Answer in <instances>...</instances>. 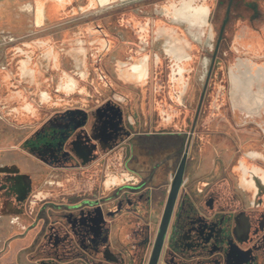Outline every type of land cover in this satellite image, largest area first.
<instances>
[{
    "label": "rangeland",
    "instance_id": "rangeland-1",
    "mask_svg": "<svg viewBox=\"0 0 264 264\" xmlns=\"http://www.w3.org/2000/svg\"><path fill=\"white\" fill-rule=\"evenodd\" d=\"M180 1L40 0L38 15L43 5L47 13L58 15L54 19L45 18L41 26L36 25L30 3L23 2L21 9L30 12L27 17L15 19L10 32L0 28V168L16 167L29 178L26 195L18 197L12 205H5L10 185L6 183V173L0 169V264H117L110 260L118 255L123 264H136L141 258L140 264H148L165 206L164 187L153 192L151 212L140 219L131 209L134 190L120 187H132L130 183H122L119 178L116 181L122 184L119 187L105 185L111 180L112 171L107 165L116 162L117 143L125 139L119 135L116 144L107 150L95 139L101 118L97 112L110 105L125 111V118L132 109L143 112L139 132L146 129L145 124L153 130L151 124L158 121L159 110L166 106L173 116V129L186 130L187 138L193 140L189 187L209 181L213 190L191 196L201 219L209 222L229 214L243 218L246 212L253 218L249 244L254 245L264 233L261 226L264 201H256L251 190L252 171L264 173V114H261L264 99L258 106L252 99L248 103L256 106L252 111L250 106L230 109L227 71L236 56L225 49L210 76L199 109L215 44L211 36L212 20L203 28L202 35L199 29L182 21L176 23L172 12ZM202 1L215 2L194 0ZM247 17L239 22H249ZM261 22L262 19L255 20L256 24ZM143 26L150 27L144 38L149 43L145 51L140 49L143 36L139 31ZM100 29L118 42L109 51L100 49L99 36L94 33ZM166 29L174 35L178 46L188 48L192 57L185 70L187 91L181 98L169 94L177 68L174 58L162 56L160 63L153 61L154 51L167 41L163 35L168 34ZM121 44H127L124 51L128 54L137 51L150 54L149 77L144 84L117 81L115 66L122 57ZM24 60L29 66H24ZM34 70L40 72L37 80L45 82L42 90L40 85L31 83ZM62 79L71 83V87L60 89ZM157 83L162 90L161 97L156 99ZM43 90L48 92V99L42 97ZM240 101L243 104L244 100ZM69 127L73 129L68 140L58 148L50 134H60ZM35 135L39 143L34 137L33 147L24 144L27 137ZM80 143L94 144L88 163L79 159ZM183 150L182 145L176 152L153 158L143 154L138 162H128L126 169L131 175L137 173L141 180H148L154 172L155 184H164L175 172ZM65 155L74 159L67 161ZM245 158L249 161L248 182L241 163ZM124 191L129 200L123 206L125 211L114 213ZM212 197L209 205L207 201ZM109 212L114 216H109ZM15 216L20 218L13 223ZM136 222L144 227L140 239L133 238ZM145 236L148 241L144 244ZM175 241L169 233L160 264H171ZM228 244L222 242L225 251ZM129 247L136 253L134 263L126 253ZM210 256L206 250L198 251L191 262L208 263ZM175 262L180 264L178 259Z\"/></svg>",
    "mask_w": 264,
    "mask_h": 264
},
{
    "label": "flooded vegetation",
    "instance_id": "flooded-vegetation-1",
    "mask_svg": "<svg viewBox=\"0 0 264 264\" xmlns=\"http://www.w3.org/2000/svg\"><path fill=\"white\" fill-rule=\"evenodd\" d=\"M186 3L188 4V6L184 7ZM197 8H201L203 12H198L196 10ZM172 14L173 19L176 21V23L178 21H182L183 23L189 25L191 28L199 29L201 35L203 32V28L210 22V19L212 20L211 36L214 37L215 44L213 48H211L212 54L209 64L210 68L208 71L207 80L203 87L202 94L205 95L210 76L214 73V69L221 61L220 54L223 53L225 49H230V51L236 56V61L230 65L227 71L226 83L228 86L227 95L230 109L235 110L246 106L244 102L242 104L240 99L237 98V95H239L238 91H240L241 89V79L245 80L246 84L244 86L247 92L250 91V87L253 84L254 90L257 95H263L264 0H215V2L212 4L204 3L203 1L202 3H195L194 0H181L179 4L173 7ZM247 15V19L249 20V22L240 23L239 20L245 19V16ZM259 19H262V22L256 24L255 20ZM149 28V26H143L139 31V34L143 36L141 42V45L143 47H140V49L143 51L146 50L147 46L149 47V43L146 42V39H144L145 35L147 33H150ZM232 29L234 30V33L231 34L230 31ZM153 30L155 31V29ZM94 31L95 35L99 36L98 39L100 40V49L102 51H109V47L118 43L113 37L105 34L102 29ZM168 31L169 29H166L165 33H168ZM158 33L159 32H156L157 35H159ZM163 35H165V38L167 37V41L165 44L162 43L161 46H159L158 49L154 51L153 61L155 63H160V61L162 60V56H165L167 58H174L175 66H177V68L174 69L173 76L170 81L173 85L169 94L171 95L170 97L174 96L176 98H181V96L187 91L185 70L186 67L191 64L192 57L187 52L188 48L182 45L178 46L173 34L168 33ZM121 47L123 49L121 54L122 57H119V59L117 60V65L115 66L117 81L121 83L123 82V79L121 77L122 74L120 73V69L118 68V64H121L123 67L121 68V70H127V72L130 73L131 77H133L134 81L131 84H144L149 77L148 67L150 62V54L147 52L139 53L138 51L128 54L124 51L125 47H127V44H121ZM134 60H138L141 62L134 63ZM237 80L239 83H236ZM161 90L162 87H159L157 83L155 86L156 99L161 97V94H159ZM42 97L47 98L43 94ZM106 107L110 108L114 106L110 105ZM200 107L201 104H199V109ZM155 111H157V109H155ZM142 114L144 115L143 112L138 113L137 111L132 109L129 116L125 118V111H122L121 118L116 124L117 133L114 139L109 145L102 147L103 149L107 150L111 146L115 145L117 142V140L115 141V138L119 135L122 136V138H125L124 141L117 143L116 148L118 155L116 157V162H109V164L107 165L108 168H112V171L109 173V175L111 176V180H107L105 182V185L109 188L112 186L119 187L118 185H122L119 184L120 182H116L119 181V178H121L122 183H130L132 187H120L134 190V194L136 195L131 201V209L133 210L134 215H136L140 219L145 218L151 212V206L153 204V192L157 189H160L161 187H164L163 194L166 197L165 206L159 223V227L152 244L148 264L150 262L156 244L174 180L184 159L185 165L182 182L174 204L172 217L168 226L158 264H160L161 256L164 251V246L166 244L169 233L171 234L172 239H176L174 246L175 250H173L175 254L174 258L170 261L171 264H175V261L177 259L179 260L180 264H192L191 258H195V255L198 253V251L203 250H206V252L211 255L210 262L204 264H251L249 258L250 255L248 252L250 248V239H248L246 235V230L248 228V223L252 225V216H249L245 212L243 218L240 217V215H238V217H235L234 215L229 214L223 215L209 222L201 219V216L198 215L197 206L191 196L192 194L205 193L207 190L209 193H212L213 190L210 187L209 181H199L192 184L190 187L188 185V169L193 143L192 138H187L186 130L173 129V116L171 115L169 110H167L166 106H162L159 110V119L158 121H155L151 124V126L153 127V130L151 131L147 128L148 124H145L144 127H146V129L144 131H138V128L142 126V123L140 121ZM160 114L162 116H160ZM261 114H263V112H261ZM195 124L196 120L193 124V129L195 127ZM71 126L73 127V124ZM100 126L103 128L104 133L105 124L103 123ZM72 129L73 128L69 127L67 131L64 130L65 132L63 131L60 132V134L56 135L50 134L49 137H52L54 143L58 145V148H60L59 145H61L62 142L68 140L67 138L70 135ZM80 144L81 145L77 148L80 153H82L85 151V144ZM93 145H86L87 149L90 150V154L88 157L81 156L79 158L81 162H89L93 154ZM182 145L184 146V150L181 160L175 172L170 175L168 181H164V184H155L154 181L156 176L154 172L150 174L148 180H141L140 176L137 175V173L133 171L134 173L131 175V173H129L130 171H127L126 169L128 162H138L141 158V155L143 154L145 156L153 158L155 156H161L162 154H165L169 151L176 152L177 148L182 147ZM254 156L259 157L260 155L254 154ZM63 158H66L67 161H70L69 159H74L72 157H66V155ZM248 162L249 161L246 158L241 161L246 176L245 181L247 182L249 179V177L247 176L249 172ZM2 168L6 171V183L10 185V188H7L5 205H12L18 197L26 195L28 187L26 183L27 175L21 173V171H19L16 167L5 166L1 167L0 169ZM14 169H16L17 172H14ZM2 173L4 174V172ZM21 175H24L25 177L21 178ZM251 177V183H253V186H251V190H256V194H259L262 198V195L264 194V186H262L264 184V173L261 175V172L256 169L252 171ZM6 183L5 186H8ZM187 185L189 189H187ZM183 189H186V191L184 192V195L180 201V195L182 194ZM126 193L127 191H124V195L117 202L114 213H122L125 211L123 209V206L125 202L129 201ZM212 199L213 197L207 201L209 205L212 203ZM107 214L112 217L114 216L113 212H109ZM174 217H176V220H174ZM15 218L16 219H14L13 223L15 221L17 222V219H19L20 217L15 216ZM141 225L142 224L140 222L137 223L136 228L133 231V238L137 237L140 239L141 234L144 232V227ZM261 226L264 230V219H262L261 221ZM105 227L106 229H108V224H106ZM251 227L253 229V225ZM146 228L148 227L146 226ZM263 235L264 233L262 232V235L255 241V261L253 264H264ZM147 241L148 237L145 236V240L143 241L144 244ZM222 242L229 243L227 251H225V249L223 248ZM132 249H130V247L129 249L127 248L126 253L129 255L128 259L134 263V255L136 253H133L134 250L132 251ZM141 261L142 258L140 259V262ZM110 262L123 264V258L118 255L115 260H110ZM140 262H137L136 264H140ZM197 263L199 264V262Z\"/></svg>",
    "mask_w": 264,
    "mask_h": 264
},
{
    "label": "crops",
    "instance_id": "crops-1",
    "mask_svg": "<svg viewBox=\"0 0 264 264\" xmlns=\"http://www.w3.org/2000/svg\"><path fill=\"white\" fill-rule=\"evenodd\" d=\"M23 2H29L28 0H0V28H6L8 29V32H10L11 29H14L12 26V23L15 19H21V18H25L27 17L28 13L30 12H25V10L21 9ZM30 4H28L32 9H33V13H34V18L36 21V25L41 26L43 21L45 20V18H50V19H54L55 15H51L49 13L46 12L45 9V5H43V9H39L40 13L38 15V7L40 5V0H34L33 2H29ZM26 6V5H25ZM29 11V10H27ZM61 12V8L58 14H60ZM10 29V30H9ZM118 68L120 69V73L122 74V83L124 84H129L131 85V83L134 81L133 77H131L130 73L127 72V70L122 69V65L118 64ZM24 66H29V62H25L24 60ZM37 73L40 74L39 71L34 70V76H33V80H31L32 84H36V85H40L41 88L40 90H42V87L44 86L45 82H41L39 80H37ZM242 81L240 82L241 84V89L239 92V95H237L238 99H242L244 100V103L246 104V106H250L248 105L249 102L252 101V99L256 100L254 101L255 105L258 106V104L260 103V101H263L262 99H264V91H263V95L258 96L257 93L254 90L253 84L250 87V91L247 92L246 88H245V80L241 79ZM236 83H239L238 80L236 81ZM71 83H66L64 82V80L62 79V82L60 83V89H66L68 87H71ZM44 91V90H43ZM42 91V94L46 97L49 96L47 91ZM57 92H60L59 90H57ZM48 95V96H47ZM252 105L249 107L250 111H252L253 109H256V106ZM121 113L122 111L120 110L119 106L117 107H104L102 109H100L99 112H97V115H100L101 118L99 119V123L97 126V129L95 131V139L98 142L99 145L101 146H107L109 145L112 140L114 139L116 133H117V127L116 124L118 123V120L121 118ZM264 114V111H263ZM105 124V130L103 133V128L100 126L101 124ZM34 137L35 139L37 138V136H32V138L27 137L26 140L24 141V144L27 143L30 147H33V143H34ZM32 141V142H30ZM37 142L39 143V138H37ZM39 145V144H38ZM40 146V145H39ZM85 151L81 153V156H85L88 157L90 154V150L87 149V146L85 145ZM5 167V166H3ZM9 167V166H7ZM18 169V168H17ZM14 172H17L16 169H14ZM2 172H6L3 168H2ZM21 178H24V175H21ZM28 176H26V183L27 185L29 184V178ZM252 192H254V195L256 196V201L258 200H262L263 199L260 197V195L256 194V190H253ZM252 225L248 223V228L246 230V235L248 237V239L252 238ZM250 248L248 250L249 252V258H250V263L253 264L255 261V253H254V246L252 245V243L249 244Z\"/></svg>",
    "mask_w": 264,
    "mask_h": 264
},
{
    "label": "water",
    "instance_id": "water-1",
    "mask_svg": "<svg viewBox=\"0 0 264 264\" xmlns=\"http://www.w3.org/2000/svg\"><path fill=\"white\" fill-rule=\"evenodd\" d=\"M204 94H202L201 97V103L203 101ZM200 103V104H201ZM184 165H185V159L182 161L181 166L179 168V171L176 175V178L173 183L172 191L169 196L168 204L165 210V214L162 220V224L159 230V234L156 240V244L150 259L149 264H158L160 254L162 251V247L164 245L165 237L167 234L168 226L172 217L173 209H174V204L178 195V191L182 182V177H183V172H184Z\"/></svg>",
    "mask_w": 264,
    "mask_h": 264
},
{
    "label": "bare ground",
    "instance_id": "bare-ground-1",
    "mask_svg": "<svg viewBox=\"0 0 264 264\" xmlns=\"http://www.w3.org/2000/svg\"><path fill=\"white\" fill-rule=\"evenodd\" d=\"M103 2H105V0H103ZM187 6H188V4L186 3L184 7H187ZM196 10H197L198 12H203V10H201V8H197Z\"/></svg>",
    "mask_w": 264,
    "mask_h": 264
}]
</instances>
